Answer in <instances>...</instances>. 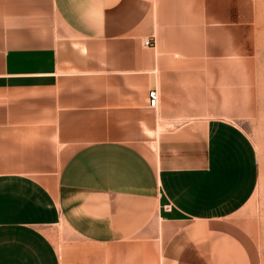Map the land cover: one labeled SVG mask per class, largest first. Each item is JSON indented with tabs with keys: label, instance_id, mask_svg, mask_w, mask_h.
I'll list each match as a JSON object with an SVG mask.
<instances>
[{
	"label": "crops",
	"instance_id": "0c3cea01",
	"mask_svg": "<svg viewBox=\"0 0 264 264\" xmlns=\"http://www.w3.org/2000/svg\"><path fill=\"white\" fill-rule=\"evenodd\" d=\"M255 51L253 0H0V264H261Z\"/></svg>",
	"mask_w": 264,
	"mask_h": 264
},
{
	"label": "rangeland",
	"instance_id": "374dc122",
	"mask_svg": "<svg viewBox=\"0 0 264 264\" xmlns=\"http://www.w3.org/2000/svg\"><path fill=\"white\" fill-rule=\"evenodd\" d=\"M257 70L252 105L236 120L247 133L257 156L258 181L254 193L240 210L254 228L261 264H264V0H253Z\"/></svg>",
	"mask_w": 264,
	"mask_h": 264
},
{
	"label": "built area",
	"instance_id": "2783aa9c",
	"mask_svg": "<svg viewBox=\"0 0 264 264\" xmlns=\"http://www.w3.org/2000/svg\"><path fill=\"white\" fill-rule=\"evenodd\" d=\"M142 44L145 46H150L153 44V38L152 37H147L144 38L142 41ZM158 100H159V92L156 87H152L148 90L147 92V104L150 107L155 108L158 105Z\"/></svg>",
	"mask_w": 264,
	"mask_h": 264
}]
</instances>
